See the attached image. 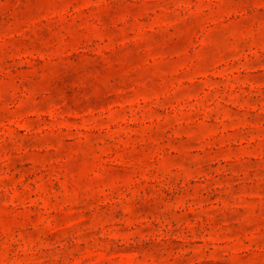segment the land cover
<instances>
[{
  "label": "rangeland",
  "instance_id": "rangeland-1",
  "mask_svg": "<svg viewBox=\"0 0 264 264\" xmlns=\"http://www.w3.org/2000/svg\"><path fill=\"white\" fill-rule=\"evenodd\" d=\"M0 264H264V0H0Z\"/></svg>",
  "mask_w": 264,
  "mask_h": 264
}]
</instances>
